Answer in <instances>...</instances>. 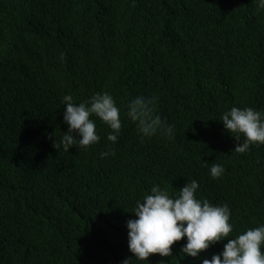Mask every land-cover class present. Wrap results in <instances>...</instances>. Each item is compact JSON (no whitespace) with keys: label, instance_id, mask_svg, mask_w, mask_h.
I'll list each match as a JSON object with an SVG mask.
<instances>
[{"label":"trees","instance_id":"trees-1","mask_svg":"<svg viewBox=\"0 0 264 264\" xmlns=\"http://www.w3.org/2000/svg\"><path fill=\"white\" fill-rule=\"evenodd\" d=\"M97 92L121 108L118 142L93 117L99 144L57 150L63 97ZM138 95L154 98L174 138H141L125 115ZM233 107L264 111L253 0H0V264H147L129 251L127 221L156 185L178 195L198 181V199L229 205V238L264 225V145L234 151L220 121ZM185 243L148 264H201L227 240L199 258Z\"/></svg>","mask_w":264,"mask_h":264},{"label":"clouds","instance_id":"clouds-1","mask_svg":"<svg viewBox=\"0 0 264 264\" xmlns=\"http://www.w3.org/2000/svg\"><path fill=\"white\" fill-rule=\"evenodd\" d=\"M253 2L264 10V0ZM61 103L64 105V123L68 125V131L64 132L59 143L55 141L57 150L63 148L69 151L73 147L87 150L99 144L101 136L93 117L111 129L107 140L112 144L118 142L123 120L121 108L110 93L97 92L79 104L72 95H65ZM154 105V98L138 95L127 103L125 115L135 123L142 139L157 135L174 138L175 126L156 115ZM220 121L238 142L235 152L244 154L253 145H264V111L233 107L222 115ZM110 155L114 156L115 151H105L101 153V158ZM224 172L225 168L220 164H213L210 168L213 179H219ZM199 188V182L192 180L179 189L178 195H173L156 185L152 187L151 194L143 198V202L137 201L133 212L137 218L127 221L128 246L134 258L148 264L153 254L171 257L173 245L186 238L181 253L191 258H199L211 246L227 240L221 253L212 255L211 259H202L201 264H264V225L229 238L234 231L230 223L232 213L229 205H213L207 199H198ZM131 260L125 259L122 264H130Z\"/></svg>","mask_w":264,"mask_h":264}]
</instances>
